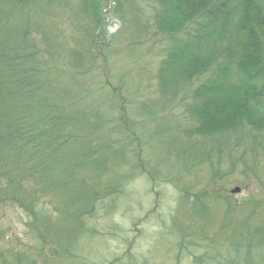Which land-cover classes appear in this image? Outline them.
Returning a JSON list of instances; mask_svg holds the SVG:
<instances>
[{"label":"rangeland","instance_id":"1","mask_svg":"<svg viewBox=\"0 0 264 264\" xmlns=\"http://www.w3.org/2000/svg\"><path fill=\"white\" fill-rule=\"evenodd\" d=\"M88 1L0 2V37L26 30L34 45L20 52L35 73L33 109L19 119L21 148L10 149L26 165L55 160L52 186L32 202L47 213L40 227L15 200L0 202V264H194L217 252L223 264H264V129L196 131L192 91L216 62L191 82L160 85L169 49L205 18L171 34L157 26V0H97L98 19ZM52 137L62 144L54 153Z\"/></svg>","mask_w":264,"mask_h":264},{"label":"trees","instance_id":"2","mask_svg":"<svg viewBox=\"0 0 264 264\" xmlns=\"http://www.w3.org/2000/svg\"><path fill=\"white\" fill-rule=\"evenodd\" d=\"M2 1L13 9L20 3L21 5L23 3V6L28 4V0ZM156 2L160 7L156 15L157 26L171 34L197 17L205 18L200 29L186 38L180 37L178 43L172 45L163 58L159 75L161 88L165 90L169 87L173 88L177 83L191 82L202 72L208 71L212 62H216L217 67L211 70L209 76L192 91L194 102L190 113L196 118V131L199 133L222 131L237 128L241 124L248 125L252 130H263L264 98L261 94L264 91V0H157ZM88 3L93 17L98 19L97 0H90ZM26 33V30H22L17 38L7 37L6 34L0 37V202L15 200L35 214L34 218L38 221L36 227H40L47 213L36 210L32 202L39 188L43 191L42 187L52 186L48 170L53 168L51 163L55 160L44 165V162L48 161L46 155L41 159L42 164L38 165L36 161L26 165L24 156L21 158V163L19 161L22 151L10 149L16 146L21 148L15 142L16 136H22L24 131L23 128H19V119L21 113L33 109V103L29 101L31 98L29 91L30 86L35 83L31 80L35 73L33 69L30 70V66L28 71L27 62L21 63L27 60V55L20 54L26 47H34L24 39ZM39 81L41 85L37 88L42 87L47 90L44 87V80ZM16 83H20L22 91H18ZM13 103L16 105H12ZM44 116L55 118L53 109H50V115L44 114ZM91 125H94V122H91ZM57 132H61L60 128ZM55 138L52 137L51 141L52 153L62 145L56 143ZM29 139L32 140L26 132L24 141L29 142ZM84 146L85 141H82L80 146L71 148L72 157L69 156V159L71 161L75 159L76 152ZM4 151L6 153L3 156ZM59 162L64 163L62 160ZM90 163L97 168L100 167L101 160L93 158ZM33 173L39 176L31 181L32 187L25 190L22 180L24 177H34ZM78 183L84 186L83 183ZM95 199L96 196L93 195L87 202L91 205L90 210ZM39 233L42 234L43 231ZM259 244L261 248L264 247L263 242ZM247 246L251 247L250 244ZM231 248L241 247L231 246ZM253 250L255 248H250L251 257ZM193 258L194 264H213V260L214 264H223L224 259L218 252L213 256L208 253L203 256L193 255ZM244 264H248V261Z\"/></svg>","mask_w":264,"mask_h":264},{"label":"water","instance_id":"3","mask_svg":"<svg viewBox=\"0 0 264 264\" xmlns=\"http://www.w3.org/2000/svg\"><path fill=\"white\" fill-rule=\"evenodd\" d=\"M240 190V188L237 186V187H234L231 189V193L233 192H238Z\"/></svg>","mask_w":264,"mask_h":264}]
</instances>
